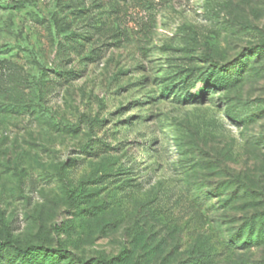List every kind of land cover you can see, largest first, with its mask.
<instances>
[{
  "label": "rangeland",
  "instance_id": "1",
  "mask_svg": "<svg viewBox=\"0 0 264 264\" xmlns=\"http://www.w3.org/2000/svg\"><path fill=\"white\" fill-rule=\"evenodd\" d=\"M101 259L264 264V0H0V264Z\"/></svg>",
  "mask_w": 264,
  "mask_h": 264
},
{
  "label": "trees",
  "instance_id": "2",
  "mask_svg": "<svg viewBox=\"0 0 264 264\" xmlns=\"http://www.w3.org/2000/svg\"><path fill=\"white\" fill-rule=\"evenodd\" d=\"M67 196H68V202H69V205H73L74 201H75V192L72 191V190H68L67 191ZM5 243L7 245H10L14 248L15 252L18 253V254H27L29 253L30 251L32 250H38V249H41L43 248L41 245H37V244H33V245H26V246H15L13 244V241L11 240L10 238V235H6V241ZM55 252H58L60 254H63V253H66V250H64L63 248L61 247H58L55 249ZM100 264H106L104 260H98ZM79 262L80 263H86V260L82 259V258H79Z\"/></svg>",
  "mask_w": 264,
  "mask_h": 264
}]
</instances>
